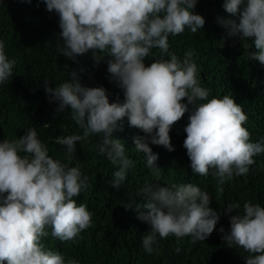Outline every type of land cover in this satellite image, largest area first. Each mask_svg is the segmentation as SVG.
Segmentation results:
<instances>
[{
    "label": "clouds",
    "instance_id": "obj_1",
    "mask_svg": "<svg viewBox=\"0 0 264 264\" xmlns=\"http://www.w3.org/2000/svg\"><path fill=\"white\" fill-rule=\"evenodd\" d=\"M42 2L49 13L59 17L62 55L77 63V57L89 51L96 63L109 57L107 72L123 90L124 100L110 103L105 88L82 86L75 70L69 73L70 80L54 88L44 82L50 102H58L57 112L70 109L71 120L82 134L56 137L54 143L66 146L67 163L49 155L35 127L20 138L0 142V264H79L46 248L42 240L51 229L53 238L75 242L93 226V213L76 200L91 187L79 161L72 164L77 142L98 136L99 153L118 167L111 187L118 189L126 180L134 162L125 155L124 144L113 138L122 130L125 117L131 127L145 134L134 137L133 144L159 177L158 155L149 144L174 151L169 132L188 113L183 147L191 171L214 176L217 194L236 177L247 176L255 157L264 155V134H253L244 127L248 117L243 107L228 94L209 99V89L198 79L195 54L189 50L181 59L169 51V36L203 29L204 17L194 12L198 0ZM223 8L236 19H218L219 25L228 30L229 37L254 38L257 51L248 52L247 58L264 66V0H224ZM5 48L0 40V86L8 84L16 65ZM153 49L158 50L159 58L146 66L145 59L156 55ZM256 119L264 123V99L257 105ZM42 127L47 129L49 124ZM137 195L148 201L137 204L136 209L137 218L151 228L142 236V246L149 254L158 250L159 239L169 236L204 241L220 220V213L209 207L210 194L192 183L171 187L145 183ZM124 207L131 208L132 203ZM239 208L238 203H229L224 214ZM229 223L230 231L219 229L227 245L241 248L237 256L244 251L249 254L245 264H264V207L246 201L242 214L230 216ZM125 227L124 222L119 229Z\"/></svg>",
    "mask_w": 264,
    "mask_h": 264
},
{
    "label": "trees",
    "instance_id": "obj_2",
    "mask_svg": "<svg viewBox=\"0 0 264 264\" xmlns=\"http://www.w3.org/2000/svg\"><path fill=\"white\" fill-rule=\"evenodd\" d=\"M223 3L224 0H198L194 12L204 17L203 29L195 34L186 29L183 34L169 36V51L183 59L184 53L191 50L195 54L193 59L198 66L201 86L210 91L209 99L230 95L248 117L244 127L253 134L258 131V135H263L264 123L256 118L257 105L264 99V66L247 58L248 52L257 51L254 38L241 39L239 34L229 37L228 30L217 22L218 19H236L224 11ZM58 24V15L49 13L42 0H0V40L5 42L8 58L16 60L13 76L6 86H0V142L20 138L29 128L35 127L39 139L48 146L49 155L67 163L66 146L54 141L59 136L80 135L82 130L71 120L70 109L57 112L58 102H50L44 82L54 88L70 80L69 73L75 70L82 86L105 88L110 103H122L124 95L107 72L109 57L96 63L89 51L77 57V63L62 55L64 42ZM153 53L155 57L145 59L146 66L153 58H159L157 49H153ZM182 102L186 103V100ZM187 120L188 113H185L171 127L169 136L174 151L149 144L152 152L158 155L155 166L161 172L157 177L147 166L144 154L133 144L134 137L145 134L131 127L125 117L122 130L115 132L113 138L124 144L125 155L134 166L118 189L111 187L113 173L118 167L99 153L96 147L99 137L90 136L77 142L72 164L79 161L91 187L76 200L93 213V226L82 232L75 242H61L51 236L49 229V236L42 240L45 247L66 258H74L79 264H211L208 262L214 260L218 261L216 264H245L249 254L244 251L242 256H237L241 248H230L219 229L223 227L225 232L230 231V216L242 214L246 201L264 207V155L255 157L256 163L247 176L236 177L224 185L222 194H217L214 176H199L191 171L183 147ZM45 123L49 124L47 129L42 127ZM145 183L158 187L192 183L208 192L211 197L209 207L220 213L213 233L206 240L195 243L191 237L159 239L158 250L147 253L142 246V236L151 228L148 230V223L137 218L136 209L137 204L148 202L137 195ZM129 202L132 207L126 209L124 205ZM229 203H238L240 208L225 215ZM144 211L147 214V210ZM124 222L128 227L119 229Z\"/></svg>",
    "mask_w": 264,
    "mask_h": 264
}]
</instances>
